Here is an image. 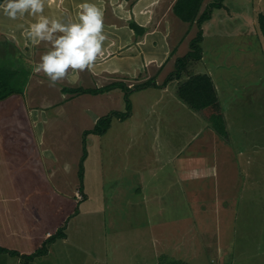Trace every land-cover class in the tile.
<instances>
[{
	"label": "rangeland",
	"instance_id": "1",
	"mask_svg": "<svg viewBox=\"0 0 264 264\" xmlns=\"http://www.w3.org/2000/svg\"><path fill=\"white\" fill-rule=\"evenodd\" d=\"M215 1L204 0L201 12ZM260 14H264V0H223V6L214 8L202 27L204 59L192 63L183 79L212 74L225 108L219 127L202 112L179 114L167 99L156 109L158 114L149 116L148 104L157 100V93L152 88L145 92L132 89L131 115L124 120L115 118L107 134L98 136L104 140L92 158L104 162L108 218L113 217L112 197L116 196L119 213L123 218L130 216L134 233L140 235L131 243L133 249L124 248L131 249L124 264H141L150 256L144 249L152 244L154 233L178 257L181 250L173 246L187 248L188 243H195L197 264H213V260L264 264V36L258 24ZM178 22V26H187ZM196 33L194 26L189 39ZM189 43L186 39L178 49L179 56L165 78L174 71L173 63L187 55ZM15 58L8 43L0 44V68L23 66L29 79V63H18ZM172 84L177 87L178 82ZM94 107H85L89 109L86 113L79 101H71L47 113L53 115L47 126L61 128L56 142L69 143L70 156L76 155L74 147L82 153L83 132L95 125L96 118L113 111L128 112L124 99L100 100L97 114ZM6 109L7 105L0 104L1 113ZM61 110L62 117L58 115ZM9 118L21 126L26 120L25 114H0V123L4 125ZM218 128L226 130V135H218ZM147 226L158 227L144 231ZM116 248L124 257L126 251Z\"/></svg>",
	"mask_w": 264,
	"mask_h": 264
},
{
	"label": "crops",
	"instance_id": "2",
	"mask_svg": "<svg viewBox=\"0 0 264 264\" xmlns=\"http://www.w3.org/2000/svg\"><path fill=\"white\" fill-rule=\"evenodd\" d=\"M176 1L92 0L104 13L106 39L102 54L90 68L83 71L70 68L66 76L54 84L43 72L33 70L41 55L50 47L48 42H33L28 38L27 28L35 22V18L25 15L11 20L0 13V44L8 43L16 61L28 62L31 69L24 92L0 102L7 105L8 110V113L4 110L0 114H25L26 117L24 126L13 118H9L4 125L0 123V248L7 251H0V264L125 263L127 251H131L129 248L134 246L131 243L134 238H140V235L134 233L130 216L124 214L123 218V214L119 213L120 204L117 205L116 196L112 197L113 217L108 218L104 162L100 158H92L93 151L101 146L104 139L97 135L87 137L84 190L80 193L79 166L84 139L82 153L78 147H74L76 155L70 156V149L67 150V147L71 145L56 142V132L61 128L47 126L53 119V115L47 113L55 107L62 109L67 102L79 101L83 111L85 107L93 108L96 105L94 110L97 114L100 100L125 101V92L120 88L97 95H77L71 90H99L118 83L135 89L155 82L160 87H150L158 96L154 97L157 98L154 103L148 104L149 116L158 114L156 109L162 106L164 99L171 100L179 114H201L179 99V81L177 87L172 82L162 87L165 81L162 79L166 77L173 59L179 56L178 49L186 39L190 42V33L194 29V26L181 21L174 14ZM82 2L83 0H45L44 15L75 20L78 5ZM175 17L187 26H178L179 22L176 19L174 21ZM133 23L143 30L141 35L133 29ZM208 74L213 79L212 74ZM214 84L220 95L215 81ZM219 98L223 106L221 96ZM223 109L225 110L224 106ZM85 111L89 113V109ZM58 115H64L62 110ZM99 119L101 118L95 119V125ZM95 125L83 132V138L84 133L94 129ZM211 134L212 128L210 138ZM139 176L143 177L142 174ZM77 209L79 213L75 214ZM63 226L66 238L57 239L50 244L46 255L33 260L25 258L35 254ZM154 227L158 226H147L144 231H152ZM147 235L143 233L144 237ZM152 236H155L151 240L152 244H147L144 249L146 255L150 256L144 257L141 264H161L164 257L172 261L183 260L187 264H197L195 243H188L187 248L180 244L173 246L172 248L181 250L178 257L173 254V250L168 251L163 241L156 239L157 233ZM116 245L120 252L126 251L124 257L119 255ZM126 246L129 247L127 250L124 249ZM220 246L227 244H219L218 247ZM9 251L19 255H12ZM212 263L223 264L216 260Z\"/></svg>",
	"mask_w": 264,
	"mask_h": 264
},
{
	"label": "trees",
	"instance_id": "3",
	"mask_svg": "<svg viewBox=\"0 0 264 264\" xmlns=\"http://www.w3.org/2000/svg\"><path fill=\"white\" fill-rule=\"evenodd\" d=\"M204 0H177L173 8L174 14L183 22L191 24L197 27V35L194 39L190 41V50L186 56L179 58L175 63L174 71L169 74L166 78L162 87H166L168 84L174 81H179V87L177 94L179 99L186 104L190 109L196 112H202L206 115L208 120L214 123L215 127H219L220 123H223V110L219 100L218 93L212 77L209 74H197L190 76L187 80H183L189 66L194 62H199L203 59V49L202 42L204 40L203 25L211 19L212 10L214 8H221L223 6V0H216L210 4L205 11L201 12ZM258 24L262 35L264 36V14H260L258 17ZM133 29L138 33L142 34L143 30L139 28L136 24H132ZM28 81V76L25 73L23 66L11 67V69L0 68V101L8 99L10 96L23 93ZM150 87H160L155 82H149L144 85L135 87L134 90H144ZM120 88L125 92V101L127 113L113 112L97 122L94 129L86 131L84 133V148L83 156L80 162L79 170V181L80 193L84 190V163L88 157L87 149V137L89 135L104 136L109 131L111 124L115 118L119 120H124L131 115V102L130 94H132V89L128 88L125 84H113L106 88L99 90H85V89H75L71 90L72 93L77 95L81 94H103L110 90ZM223 135H226V130L222 131L218 128V131ZM83 199V198H82ZM85 199V197H84ZM77 209L75 214H78ZM65 227L60 229L56 235L50 237L44 244L43 248L38 250L35 254L29 257H25L27 260H33L37 257H41L48 253V246L53 244L57 239L66 238L64 233ZM1 252H7L0 248ZM10 254L18 256L17 252H10ZM161 264H187L180 261H172L169 258L164 257V261Z\"/></svg>",
	"mask_w": 264,
	"mask_h": 264
},
{
	"label": "clouds",
	"instance_id": "4",
	"mask_svg": "<svg viewBox=\"0 0 264 264\" xmlns=\"http://www.w3.org/2000/svg\"><path fill=\"white\" fill-rule=\"evenodd\" d=\"M78 7L76 19L65 20L44 15L45 0H0V13L7 18H35L27 28L28 38L48 42L50 47L33 70L43 72L53 84L63 79L70 68H90L102 54L106 39L102 9L92 0H83Z\"/></svg>",
	"mask_w": 264,
	"mask_h": 264
}]
</instances>
